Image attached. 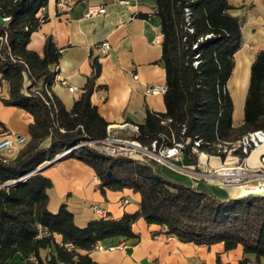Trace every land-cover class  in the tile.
Listing matches in <instances>:
<instances>
[{
	"label": "trees",
	"instance_id": "16d2710c",
	"mask_svg": "<svg viewBox=\"0 0 264 264\" xmlns=\"http://www.w3.org/2000/svg\"><path fill=\"white\" fill-rule=\"evenodd\" d=\"M48 2L0 0V16L9 19L0 25V38H6L0 42V74L10 94L2 103L33 118L29 143L15 158L0 156V264H9L20 252L33 257L32 264H98L90 253L102 241H140L133 229L139 219L162 227L166 235L183 243L208 248L223 243L226 252L241 246L244 257L238 264H249V255L260 264L264 197L224 202L205 190L161 176L154 162L109 157L88 146L75 148L108 135L109 125L91 101L101 64L91 59L92 74L68 111L52 91L61 51L51 36L46 38L43 55L28 48L32 34L47 21L40 12ZM231 9L229 0H156L163 35L166 111H148L137 140L168 147L183 143V155L197 164L198 155L191 151L195 140L201 142L203 153L224 159L219 144L264 130V51L252 64L244 125L233 126L234 105L227 84L242 45V22L230 14ZM67 151L95 171L102 194L125 189L140 194L139 210L120 219H92L83 227L76 224L66 204L53 213L49 209L53 183L39 168ZM42 250L47 251L45 257Z\"/></svg>",
	"mask_w": 264,
	"mask_h": 264
},
{
	"label": "crops",
	"instance_id": "0c3cea01",
	"mask_svg": "<svg viewBox=\"0 0 264 264\" xmlns=\"http://www.w3.org/2000/svg\"><path fill=\"white\" fill-rule=\"evenodd\" d=\"M130 2L129 6H124L119 4V0H49L47 7L40 12L47 21L32 34L28 45L31 51L43 55L46 38L51 36L61 51L52 91L68 111L83 94L93 71L91 59L97 58L101 73L91 98L92 104L107 121L108 132L124 138H132L134 132L121 128L122 125L139 127L145 123L148 111H166L164 95L146 94L147 86L166 84L162 43H155L156 35L161 32L156 0ZM229 3L232 6L230 14L242 22V45L235 54L234 69L227 84L234 105L233 126L241 128L245 122L252 64L256 55L264 51V0H229ZM93 5H105L106 14L86 18L88 8ZM103 41L111 45L107 54L98 47ZM70 86L76 87L77 91L70 92ZM9 96V84L2 80L0 74V138L6 131L18 132L30 139L29 124L33 118L23 109L5 106L2 99ZM244 162L250 170L261 172L246 185L220 186L167 165H158L156 170L177 184L205 190L224 202L264 197V145L253 149ZM235 163L237 159L234 157L223 159L205 153L198 156L197 164L185 156L179 160L180 165L194 168L197 172ZM44 165L43 173L53 183L49 190V209L54 213L66 204L78 226L83 227L90 220L103 217L91 210L93 205L113 219L139 210L140 194L129 189L108 190L102 194L95 171L69 154ZM133 229L140 235L139 242L106 239L90 253L91 258L98 264H238L244 257L241 246L226 252L223 243L210 248L183 243L166 235L162 227L148 225L144 219H139ZM112 247L115 249L110 250ZM46 252L41 251L42 257ZM248 259L249 264L256 263L253 255ZM34 260L20 252L9 264H32ZM260 264H264V259Z\"/></svg>",
	"mask_w": 264,
	"mask_h": 264
},
{
	"label": "built area",
	"instance_id": "2783aa9c",
	"mask_svg": "<svg viewBox=\"0 0 264 264\" xmlns=\"http://www.w3.org/2000/svg\"><path fill=\"white\" fill-rule=\"evenodd\" d=\"M130 1L131 0H119V4L129 6L131 3ZM106 12L107 9L105 5H93L88 8L85 17L94 18L105 15ZM3 19L4 22L9 20L8 18ZM5 41V37L0 38V42ZM162 41L163 35L160 32L155 37V43L160 44ZM98 47L105 54H107L111 49V45L108 41H103L98 45ZM68 89L70 92L77 91V88L74 86H70ZM166 92V84H154L149 85L146 88V94L148 96L164 95ZM121 128L131 129L134 132V136L132 138H124L108 132L107 137L102 140L86 141L78 144L75 146V148L80 146H88L109 157H126L146 162H154L157 165H167L192 176L203 178L208 182L216 183L220 186L246 185L250 179L261 175V172L250 170V168L244 162V158L253 149L259 147L260 145H264V130L250 132L242 136L237 141L221 143L218 145V152L225 154V157L236 158L237 163L232 165H223L219 168L205 172H197L194 168H189L179 164V160L184 156L182 152L184 148L183 143H174L172 147H168L159 146L157 141H154L151 144L146 145L136 138L139 134V127L125 124L122 125ZM0 130L2 129L0 128ZM29 141L30 139L27 136L18 132L4 131L0 138V156L7 159L15 158L19 151L23 149L29 143ZM200 143L201 142L199 140H195L191 146V151L198 156L203 154V152L199 149ZM68 152L69 151L65 152L64 154H67ZM238 152H241L243 155H245V157H242ZM91 210L98 215L103 217L106 216L105 212L98 206L93 205ZM66 246L68 248H72V245L70 244H67ZM114 249V247L110 248V250Z\"/></svg>",
	"mask_w": 264,
	"mask_h": 264
},
{
	"label": "water",
	"instance_id": "95a60500",
	"mask_svg": "<svg viewBox=\"0 0 264 264\" xmlns=\"http://www.w3.org/2000/svg\"><path fill=\"white\" fill-rule=\"evenodd\" d=\"M3 24H4V19L0 16V25H3ZM44 166H45V165H42V166L39 168V170H40V169H43Z\"/></svg>",
	"mask_w": 264,
	"mask_h": 264
},
{
	"label": "rangeland",
	"instance_id": "374dc122",
	"mask_svg": "<svg viewBox=\"0 0 264 264\" xmlns=\"http://www.w3.org/2000/svg\"><path fill=\"white\" fill-rule=\"evenodd\" d=\"M171 181V180H170ZM173 182V181H172ZM175 183V182H174ZM59 210V207L54 211V213L58 212ZM253 264H256V263H253Z\"/></svg>",
	"mask_w": 264,
	"mask_h": 264
}]
</instances>
